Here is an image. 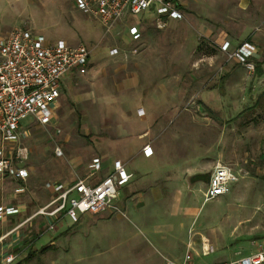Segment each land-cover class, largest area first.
Instances as JSON below:
<instances>
[{
  "label": "rangeland",
  "instance_id": "374dc122",
  "mask_svg": "<svg viewBox=\"0 0 264 264\" xmlns=\"http://www.w3.org/2000/svg\"><path fill=\"white\" fill-rule=\"evenodd\" d=\"M179 1L180 20L162 25L147 10L106 32L73 0H0V33L21 28L84 43L92 62L62 89L51 124L21 121L29 191L13 196L5 184L3 196L27 201L28 215L51 197L46 182L85 178L96 156L119 158L132 174L119 194L122 213L84 214L72 226L64 217L53 230L37 215L18 229L19 243L31 245L13 263L35 250L22 264H159L184 236L220 245L209 252L192 243L186 251L195 264L244 255L251 242L264 249V0ZM136 22L140 37L130 40L126 26ZM221 39L253 42L262 73L228 59ZM145 144L154 149L152 166L134 161ZM216 162L244 176L230 193L202 202L203 182L189 178Z\"/></svg>",
  "mask_w": 264,
  "mask_h": 264
},
{
  "label": "built area",
  "instance_id": "2783aa9c",
  "mask_svg": "<svg viewBox=\"0 0 264 264\" xmlns=\"http://www.w3.org/2000/svg\"><path fill=\"white\" fill-rule=\"evenodd\" d=\"M73 3L83 15L96 19L106 32L127 14L136 16L151 10L155 20L162 25L184 16L177 0H73ZM128 34L137 40L140 37L139 28L129 26ZM218 48L228 59L254 71L253 59L256 58L257 47L252 42L245 40L231 47L228 40H223ZM116 53V48L109 49L110 55ZM90 55L91 49L84 43L70 45L62 39L51 42L28 29L0 33V182L8 178L22 183L13 189V196L25 192V182L29 177V171L24 166L27 149L19 144L21 121L30 117L31 123L41 126L51 124L53 106L60 94L61 77L72 69L85 73ZM55 153L60 155L61 150L56 147ZM152 153L149 144L141 148L145 158ZM88 169L90 172L84 179L46 182L44 187L50 192V200L0 235V243L10 234H17L24 223L37 215L51 218L47 228L53 230L56 222L64 217L76 223L83 214L122 213L118 192L132 177L125 163L113 159L106 174L98 180H95V174L101 169L100 160L91 162ZM243 176V171L216 162L202 192L203 202L228 194L231 186ZM20 209L16 204L0 203V222L18 215ZM206 251L211 252L212 248L207 246ZM16 257L13 252H6L0 264H12ZM191 261V254L187 251L181 264H191ZM263 263L264 249H258L217 264ZM164 264L177 263L166 259Z\"/></svg>",
  "mask_w": 264,
  "mask_h": 264
},
{
  "label": "crops",
  "instance_id": "0c3cea01",
  "mask_svg": "<svg viewBox=\"0 0 264 264\" xmlns=\"http://www.w3.org/2000/svg\"><path fill=\"white\" fill-rule=\"evenodd\" d=\"M177 2L179 3V6H180V8L182 9V5H181V3H180V1L179 0H177ZM182 11H183V9H182ZM126 20L127 19V15L126 16H124L121 20ZM120 20V21H121ZM177 19H175L174 21H176ZM178 20H180V19H178ZM168 21H171V20H168ZM131 25H136L138 28H139V31L141 32V29H140V27H139V24H138V22H136V23H130L129 25H127L126 26V35H127V37L130 39V40H133L132 38H131V36L128 34V27L129 26H131ZM223 40L221 39V41L218 43V45L222 42ZM229 41V40H228ZM246 41H248V40H246ZM68 43V42H67ZM229 43H230V46L231 47H234V46H232V44H231V42L229 41ZM241 43V42H240ZM239 43V44H240ZM253 43V42H252ZM69 44V43H68ZM78 44V43H77ZM254 44V43H253ZM76 45V44H75ZM236 45H238V44H236ZM255 45V44H254ZM256 46V45H255ZM257 47V46H256ZM257 54H258V48H257V53H256V57H257ZM91 58V57H90ZM90 58H89V62H88V67H90V63H92V62H90L91 60H90ZM88 67H87V70H88ZM86 70V71H87ZM66 73H68L69 75H66ZM62 77H61V79H60V94H59V97H58V99L56 100V102L54 103V106H53V111L55 112L56 111V109H57V107H58V105H59V100H60V98H61V91H62V89L63 88H66V87H68L72 82H73V80L76 78V77H78V76H81V75H83V74H80L77 70H75V69H72V70H69L68 72H66ZM86 73V72H85ZM53 112V113H54ZM52 121H53V119H52ZM52 121H51V123H52ZM31 124V123H30ZM20 130H21V135L20 136H22V135H24L25 134V132L26 131H24L23 130V127H22V125L20 126ZM142 148V147H141ZM152 148V147H151ZM141 150V149H140ZM152 151H153V153H152V155L150 156V157H148V158H145V157H143L142 156V154H141V151H140V156H138V157H136L135 159H134V161H136L137 160V162L138 163H140V162H145L146 164H151V166L153 165L152 164V161H151V159H152V156L154 155V149L152 148ZM100 160V162H101V169H100V171H98L97 173H96V177H95V180H98V179H100V178H102L105 174H106V172H107V169L110 167V164H111V161H112V159L110 160V161H104L103 159H100L99 157H93L92 159H91V161L88 163V165L91 163V162H93L94 160ZM115 159H119V158H115ZM121 160V159H120ZM122 161V160H121ZM214 165V164H213ZM213 165H212V167H213ZM230 166V165H229ZM212 167H211V169H212ZM87 168H88V166H87ZM127 169V168H126ZM234 169V168H233ZM236 170V169H235ZM90 171H89V169H88V173H89ZM129 172V171H128ZM88 175V174H87ZM86 175V176H87ZM209 175V174H208ZM29 177H30V174H29ZM29 177H28V179L26 180V182H25V185H26V190H25V192L22 194V196L24 197L25 196V194H27V192L29 191V189L27 188V186H28V180H29ZM86 178V177H85ZM243 178V177H242ZM241 178V179H242ZM84 179V178H83ZM131 179H132V177H131ZM240 179V180H241ZM239 180V181H240ZM198 181H201V180H198ZM207 181L208 180H206V181H202L203 182V185H204V187H205V185H206V183H207ZM238 181V182H239ZM238 182H236V183H238ZM235 183V184H236ZM5 184H9V185H11L12 186V191H13V189L16 187V186H18L19 184H22L21 182H19V181H16V180H12V179H4L3 181H1L0 182V203L1 204H14V203H12V201L11 200H7V198H5L4 196H3V193H2V191H3V188H4V185ZM131 184V183H130ZM128 185V184H127ZM126 185V186H127ZM126 186H124L123 188H121L120 190H119V192H118V194H120V191L121 192H123V190H125V189H127L128 187H126ZM125 188V189H124ZM231 188H232V186H231ZM231 191V190H230ZM230 193V192H229ZM51 198V197H50ZM50 198H49V200H50ZM48 200V201H49ZM29 201V200H28ZM48 201H46L44 204H38V203H36L35 204V206H36V208H34V210L31 212V213H29L28 215H27V212H26V207H28L27 205H28V203H27V201H25L24 202V204L23 205H19V204H16V205H18L21 209H20V213L18 214V215H15V216H10V217H8V218H6L4 221H1L0 222V235H2V234H4L6 231H8L11 227H13L14 225H16L17 223H19V222H21V221H23L24 220V218H26V217H28V216H30L32 213H34L39 207H42V206H44ZM119 201V200H118ZM203 202V201H202ZM27 216H26V215ZM103 214H108V213H103ZM26 216V217H23V216ZM84 215V214H83ZM88 215H90V214H88ZM42 218H44L45 219V221H46V224L48 225V223L50 222V220H51V218H49V217H44V216H42ZM19 219H21L20 221H18ZM79 219H80V217H79ZM31 220V219H30ZM30 220H28L27 222H29ZM18 221V222H17ZM70 221V220H69ZM79 221V220H78ZM26 222V223H27ZM70 223H71V226L74 224V223H72L71 221H70ZM25 224V223H24ZM67 229V228H66ZM68 230V229H67ZM18 235H19V233L17 232V234H16V232L15 233H12V234H10L3 242H1L0 243V260H1V258H2V256H3V254H5L6 252H13L14 254H16V256H19V254L20 253H22V251L24 250V241L25 240H23V242L21 241V243H19V237H18ZM190 239H186V237L184 236L181 240L179 239L178 241H176V242H174V244L172 245V248H171V250H168V252L166 253V255H163L164 256V258L163 259H161L160 260V263L159 264H164V262H165V259H167V260H171V261H173V262H175V263H177V264H181V263H183V260H184V256H185V253L187 252L186 250H187V248H188V250L189 249H191V247H192V243H194L196 246L198 245V246H200V251L202 250V248L204 247H207V246H209V247H214V248H219L220 247V245L216 242V241H212L211 239H209V238H207L206 236L205 237H203L199 242H194V241H192V240H190ZM256 242H258V244L257 245H254L253 243L254 242H251L250 243V245H251V247H249L248 249H246L248 252L247 253H244V255H240V256H245V255H248V254H250V253H252V252H255L256 251V249L259 247V246H261L262 247V244H263V242H259V241H256ZM197 246V247H198ZM27 247V246H26ZM194 247V246H193ZM212 250L214 251V249L212 248ZM213 251H211V252H213ZM196 255H199L198 253H196ZM191 257H192V255H191ZM237 257H239V256H237ZM236 257V258H237ZM235 257L233 258V257H231V258H222V259H219V260H216V261H214L213 262V264H217V263H219V262H222V261H227V260H232V259H236ZM194 259L192 258V261H191V264H195L194 263V261H193ZM264 264V263H263Z\"/></svg>",
  "mask_w": 264,
  "mask_h": 264
},
{
  "label": "trees",
  "instance_id": "16d2710c",
  "mask_svg": "<svg viewBox=\"0 0 264 264\" xmlns=\"http://www.w3.org/2000/svg\"><path fill=\"white\" fill-rule=\"evenodd\" d=\"M254 71L256 72L257 75H260L262 72H261V69H260V65L259 63H257L255 65V68H254ZM264 95V94H263ZM69 228V227H68ZM66 231V230H65ZM31 245V242L29 241H24V247L26 246H30ZM35 253V250H32V251H28V254L22 259V260H19V261H16L15 263H12V264H22V262L25 260L27 261L33 254ZM28 258V259H27Z\"/></svg>",
  "mask_w": 264,
  "mask_h": 264
},
{
  "label": "water",
  "instance_id": "95a60500",
  "mask_svg": "<svg viewBox=\"0 0 264 264\" xmlns=\"http://www.w3.org/2000/svg\"><path fill=\"white\" fill-rule=\"evenodd\" d=\"M198 180H201V181L208 180V174H194L193 176L189 178L190 183H194Z\"/></svg>",
  "mask_w": 264,
  "mask_h": 264
},
{
  "label": "bare ground",
  "instance_id": "6f19581e",
  "mask_svg": "<svg viewBox=\"0 0 264 264\" xmlns=\"http://www.w3.org/2000/svg\"><path fill=\"white\" fill-rule=\"evenodd\" d=\"M142 114H143V113H142ZM142 114H141V115H142Z\"/></svg>",
  "mask_w": 264,
  "mask_h": 264
}]
</instances>
